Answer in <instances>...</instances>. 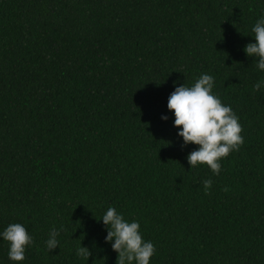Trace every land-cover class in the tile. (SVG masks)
Masks as SVG:
<instances>
[{
	"label": "trees",
	"instance_id": "obj_1",
	"mask_svg": "<svg viewBox=\"0 0 264 264\" xmlns=\"http://www.w3.org/2000/svg\"><path fill=\"white\" fill-rule=\"evenodd\" d=\"M261 18L264 0H0V231L33 237L23 264H118L109 207L150 264H264V72L244 52ZM202 74L243 129L219 176L191 168L167 107Z\"/></svg>",
	"mask_w": 264,
	"mask_h": 264
},
{
	"label": "clouds",
	"instance_id": "obj_2",
	"mask_svg": "<svg viewBox=\"0 0 264 264\" xmlns=\"http://www.w3.org/2000/svg\"><path fill=\"white\" fill-rule=\"evenodd\" d=\"M254 43L248 44L244 52L248 57L256 58L259 71L264 72V18L253 26ZM215 79L210 74H202L192 86L175 85V91L168 99V110L174 113V126L179 130L178 136L183 139L185 146L196 145L187 161L191 168L206 165L214 175L221 172L220 161L227 158L231 152L238 151L244 143L241 135L243 129L239 117L230 105L222 103L213 93ZM264 89V80L254 85L253 91L260 93ZM167 121V116H162ZM212 180L203 182L204 188L210 189ZM102 221L107 229L105 242L111 244L112 250L118 253V264H150L156 254V248L151 241H145L141 234L138 221L125 219L115 207H109ZM61 230L55 227L49 232L46 247L54 251L59 247L58 237ZM0 239L9 246L8 259L14 264H23L26 252L33 244V237L20 223L8 225L0 231ZM76 255L88 259L91 252L80 246Z\"/></svg>",
	"mask_w": 264,
	"mask_h": 264
}]
</instances>
